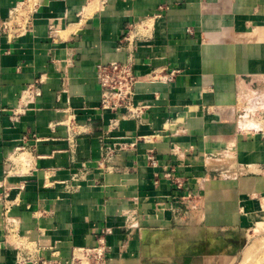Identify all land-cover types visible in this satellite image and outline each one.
<instances>
[{
    "label": "crops",
    "instance_id": "0c3cea01",
    "mask_svg": "<svg viewBox=\"0 0 264 264\" xmlns=\"http://www.w3.org/2000/svg\"><path fill=\"white\" fill-rule=\"evenodd\" d=\"M22 1L0 0V25ZM24 16L0 34V264L233 260L245 199L264 197V121L240 114L249 92L264 104V0H37ZM114 61L132 65L136 117L99 109L95 65Z\"/></svg>",
    "mask_w": 264,
    "mask_h": 264
},
{
    "label": "built area",
    "instance_id": "2783aa9c",
    "mask_svg": "<svg viewBox=\"0 0 264 264\" xmlns=\"http://www.w3.org/2000/svg\"><path fill=\"white\" fill-rule=\"evenodd\" d=\"M36 8L37 0H23L21 5L16 7V9L10 13L9 19L0 25V34H5L7 36L13 35L14 37L22 34V32L19 33V31L24 28V24L27 25L29 23L23 21V18L25 17L24 15H32L36 12ZM172 76L173 73H170L167 76L166 81L170 82ZM95 79L100 92L99 109L101 111H108L112 114L121 113L122 118L136 117L141 114L143 107H138L134 103L136 77L130 63L115 61L109 63H97L95 65ZM248 94L252 101H249V105L250 103L259 100L254 92H249ZM39 95L40 93L38 89H34L33 87L25 89L21 95L22 106H19L20 111L12 113L11 120L14 122L18 121L19 116L27 110L28 105L33 103L34 99ZM249 105L247 104V106H244L245 108L241 109L240 114L242 118L249 117V119H252L253 121H264V104L260 103L255 106V108ZM248 108L249 111H246ZM72 122L71 119H67V123H65L66 129L69 131L73 126ZM30 138L33 140L36 139L33 134L30 137L24 135L21 140L22 142H25ZM129 146L132 147L133 144ZM147 160L152 166L156 165V161L152 155H148ZM0 189V208H2V212L6 216L13 205V201L10 199L11 189H9L6 184H0ZM25 262H27V259H25ZM39 262L40 264H44L42 261Z\"/></svg>",
    "mask_w": 264,
    "mask_h": 264
},
{
    "label": "rangeland",
    "instance_id": "374dc122",
    "mask_svg": "<svg viewBox=\"0 0 264 264\" xmlns=\"http://www.w3.org/2000/svg\"><path fill=\"white\" fill-rule=\"evenodd\" d=\"M251 200V201H250ZM245 199L250 207L245 210L248 227L241 232V244L236 251V256L226 264H260L264 258V197ZM243 209V207H242ZM76 259L72 264H90L81 252H76Z\"/></svg>",
    "mask_w": 264,
    "mask_h": 264
},
{
    "label": "bare ground",
    "instance_id": "6f19581e",
    "mask_svg": "<svg viewBox=\"0 0 264 264\" xmlns=\"http://www.w3.org/2000/svg\"><path fill=\"white\" fill-rule=\"evenodd\" d=\"M250 108V107H249ZM249 108L246 109V111H249ZM240 128L244 131L247 130L248 128L250 129V127L254 128V129H259L260 128V124L258 122H255L254 124L252 123L251 120H248L245 123H240ZM260 264H264V258H262V260L260 261Z\"/></svg>",
    "mask_w": 264,
    "mask_h": 264
}]
</instances>
